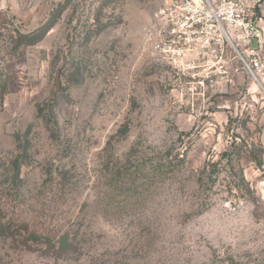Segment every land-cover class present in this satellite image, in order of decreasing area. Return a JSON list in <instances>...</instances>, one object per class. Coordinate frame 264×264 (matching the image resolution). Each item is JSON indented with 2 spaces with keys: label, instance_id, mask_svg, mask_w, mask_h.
Wrapping results in <instances>:
<instances>
[{
  "label": "rangeland",
  "instance_id": "rangeland-1",
  "mask_svg": "<svg viewBox=\"0 0 264 264\" xmlns=\"http://www.w3.org/2000/svg\"><path fill=\"white\" fill-rule=\"evenodd\" d=\"M165 2L0 0V207L75 240L0 264H264V8L252 72L156 53Z\"/></svg>",
  "mask_w": 264,
  "mask_h": 264
},
{
  "label": "built area",
  "instance_id": "built-area-1",
  "mask_svg": "<svg viewBox=\"0 0 264 264\" xmlns=\"http://www.w3.org/2000/svg\"><path fill=\"white\" fill-rule=\"evenodd\" d=\"M263 8L264 0H166L146 35L155 52L172 63L203 61L212 68L230 46L253 72L262 65L257 18ZM244 55L253 58L250 64Z\"/></svg>",
  "mask_w": 264,
  "mask_h": 264
},
{
  "label": "trees",
  "instance_id": "trees-1",
  "mask_svg": "<svg viewBox=\"0 0 264 264\" xmlns=\"http://www.w3.org/2000/svg\"><path fill=\"white\" fill-rule=\"evenodd\" d=\"M238 145L237 140H233L232 154H234V149H238ZM253 158L256 160L255 156ZM3 237L11 239L25 249L32 251H58L64 249L70 240L75 241L69 234L53 235L32 228L27 222H17L8 217L3 208L0 207V238Z\"/></svg>",
  "mask_w": 264,
  "mask_h": 264
},
{
  "label": "water",
  "instance_id": "water-1",
  "mask_svg": "<svg viewBox=\"0 0 264 264\" xmlns=\"http://www.w3.org/2000/svg\"><path fill=\"white\" fill-rule=\"evenodd\" d=\"M254 77L256 78L257 82L259 83V85L261 86V88L264 90V85L263 83L256 77V75H254Z\"/></svg>",
  "mask_w": 264,
  "mask_h": 264
},
{
  "label": "bare ground",
  "instance_id": "bare-ground-1",
  "mask_svg": "<svg viewBox=\"0 0 264 264\" xmlns=\"http://www.w3.org/2000/svg\"><path fill=\"white\" fill-rule=\"evenodd\" d=\"M256 79V78H255ZM257 81V80H256Z\"/></svg>",
  "mask_w": 264,
  "mask_h": 264
}]
</instances>
